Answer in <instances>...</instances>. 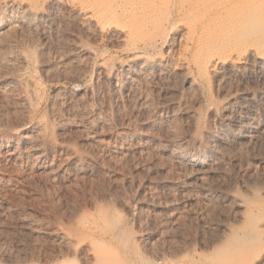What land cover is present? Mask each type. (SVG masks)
I'll return each instance as SVG.
<instances>
[{
	"label": "rangeland",
	"instance_id": "rangeland-1",
	"mask_svg": "<svg viewBox=\"0 0 264 264\" xmlns=\"http://www.w3.org/2000/svg\"><path fill=\"white\" fill-rule=\"evenodd\" d=\"M13 1L0 0V264H264V142L250 152L226 147L227 158L216 164L222 167L215 176L219 186L206 190L173 159L180 154L177 146L187 141L188 152L200 151L202 163L210 161L206 146L214 141L209 134L234 110L264 112V74L258 73L264 57V0L148 2L158 10L161 28L151 25L136 35L126 33L132 22L87 20L72 12L67 0ZM28 7L44 12L29 20ZM215 7L223 17L247 8L254 16L248 24L251 43L240 45L251 55L240 59L230 82L221 86L220 81L211 84L206 65L202 73L193 62L208 43ZM181 58L187 61L185 79L167 77V67ZM170 92L181 93L175 103ZM173 143L175 150L166 151ZM237 238L245 249L239 259L216 254L226 244L231 256L236 253Z\"/></svg>",
	"mask_w": 264,
	"mask_h": 264
},
{
	"label": "bare ground",
	"instance_id": "bare-ground-1",
	"mask_svg": "<svg viewBox=\"0 0 264 264\" xmlns=\"http://www.w3.org/2000/svg\"><path fill=\"white\" fill-rule=\"evenodd\" d=\"M12 1V0H11ZM18 1V0H17ZM17 1H16V3H15V1H13V2H10V3H12V4H17ZM26 1V0H25ZM42 1V0H41ZM47 1V0H46ZM52 1V0H51ZM50 1V2H51ZM55 1V0H54ZM67 1H69V4L71 3V11L72 12H78L79 13V15L81 14V15H83L84 16V18L85 19H87V20H93V19H96L98 22H105V21H114V20H119V18H124L125 20H128V22L130 21V22H132L133 23V25L130 27V28H128V30H126V33H128L129 35H136V34H140V32H141V30H143L144 28H148L149 26L151 27V25H152V27L154 26L155 28L158 26V24H159V16H158V10L156 11V10H154V8L153 9H151V6H150V4L153 2H158V1H160V0H67ZM247 0H245V2H246ZM249 1V0H248ZM8 2H9V0H8ZM40 2V1H39ZM45 2V1H44ZM57 2V1H56ZM56 2H54V3H56ZM64 2V1H63ZM148 2H151V3H148ZM157 2L155 3V4H157ZM162 2V1H161ZM218 2H220V0L218 1ZM253 2V1H252ZM6 3V2H5ZM19 3V2H18ZM147 3L149 4V6L147 5ZM160 3V2H159ZM158 3V4H159ZM247 3V2H246ZM7 4V3H6ZM9 4V3H8ZM12 4H10V6H12ZM14 4V5H15ZM24 4H25V2H24ZM37 4V3H36ZM40 4V3H39ZM50 3H48V5H49ZM58 4V3H57ZM59 4H60V2H59ZM66 4V3H65ZM254 4H255V2H254ZM2 5H3V3H2ZM18 5V4H17ZM45 5V4H44ZM46 5H47V2H46ZM47 5V6H48ZM250 5V4H249ZM253 5V4H252ZM4 6V5H3ZM25 7H23V9L24 8H26V6L27 5H24ZM56 6H58V5H56ZM68 6V7H69ZM214 6V5H213ZM228 6V5H227ZM20 7H21V5H20ZM45 7V6H44ZM43 7V8H44ZM49 7V6H48ZM48 7L46 8V9H48ZM52 7V6H51ZM55 7V6H54ZM59 7L61 8V6L59 5ZM64 7V6H63ZM65 7H67V6H65ZM64 7V8H65ZM236 7H238V6H236ZM240 7V6H239ZM7 8V7H6ZM58 8V7H57ZM17 9H19V8H17L16 7V13L18 14V12L19 11H17ZM55 9V8H54ZM215 9H217L216 7H215ZM232 9H235V8H233L232 7ZM15 10V9H14ZM25 10V9H24ZM69 10V11H70ZM20 11H21V9H20ZM49 11H50V9H49ZM55 11V10H54ZM221 11V10H220ZM223 11V10H222ZM235 11V10H234ZM243 11V10H242ZM22 12V11H21ZM25 12V11H24ZM44 12V9H40V8H33V7H28V9H27V13L25 14L26 16V18L27 19H32V18H37V16H39L40 14H42ZM51 12H52V10H51ZM56 12V11H55ZM214 12V11H213ZM237 12H238V10H236V14H237ZM13 13V12H12ZM15 13V12H14ZM49 13V12H48ZM54 13V12H53ZM68 13H70V12H68ZM77 13V14H78ZM161 13V12H160ZM222 13V12H221ZM224 13H226V12H224ZM23 14V13H22ZM46 14V13H45ZM49 14H51V13H49ZM72 14V13H71ZM75 14V13H74ZM74 14H72V16H74ZM240 14V13H239ZM19 15V14H18ZM24 15V14H23ZM56 15V14H55ZM156 15L158 16L157 18H153V17H156ZM21 16V15H20ZM52 16V15H51ZM67 16H68V14H67ZM66 16V17H67ZM71 16V17H72ZM76 16H78V15H76ZM160 16H161V14H160ZM214 16V15H213ZM222 15L220 14V12L218 11V9L216 10V12H215V21H214V23L212 24L211 23V25L209 26L210 28L208 29V31H206L207 33H208V43L206 44V46L203 48V50L200 52V54H199V58L196 60V61H193V62H196V66H197V68L200 70V72H202V71H204V67H205V65H206V68L208 69V70H210L209 71V73L212 75L211 77H210V80H211V84L213 83L214 85H215V83H217V81H220V86H221V82L222 83H226V82H228V80H229V82H230V77L232 78V75H233V73L236 71V69H237V66H238V64L241 62L240 61V59H242L243 57H244V55H246L247 53H249L248 52V49H243L242 47H240V45L241 44H243V42H250V38H251V33L250 32H252V31H250L249 30V27H248V24H249V22L251 21V20H253V14H252V12L250 11V9L249 8H247L245 11H243L240 15H235L234 14V12H233V10H229L228 12H227V14H225V17H221ZM13 17V16H12ZM17 17H19V16H17ZM55 17V16H54ZM20 18V17H19ZM24 18V17H23ZM22 18V19H23ZM35 18V19H36ZM41 18V17H40ZM46 18H48V17H46ZM152 18L154 19V20H152ZM21 19V20H22ZM26 19V20H27ZM42 19V18H41ZM53 19H55V18H53ZM157 19V20H156ZM17 20V19H16ZM37 20V19H36ZM50 20H52V19H50ZM121 20V19H120ZM206 20V19H205ZM204 20V21H205ZM212 20V19H211ZM7 21H8V19H7ZM39 21V20H38ZM48 21V20H47ZM83 21V20H82ZM158 21V22H157ZM190 21V20H189ZM209 21V20H208ZM26 22V21H25ZM33 22V21H32ZM40 22L42 23V21L40 20ZM44 22V21H43ZM86 22V21H85ZM92 22V21H91ZM90 22V23H91ZM94 22V21H93ZM15 22H13V24H14ZM26 23H28V22H26ZM48 23V22H47ZM54 23V22H53ZM208 23V22H207ZM7 24H10V23H8L7 22ZM16 24H18V23H16ZM15 24V25H16ZM24 24V23H23ZM29 24V23H28ZM34 24V23H33ZM50 24V23H49ZM55 24V23H54ZM54 24H53V27H54ZM4 25H5V23H4ZM15 25H12L13 27H15ZM25 25V24H24ZM27 25V24H26ZM30 25H32V24H30ZM99 25H101V24H99ZM160 25V24H159ZM207 25V24H206ZM250 25V24H249ZM2 26V25H1ZM11 26V25H10ZM21 26V25H20ZM36 26H37V23H36ZM38 26H40L39 24H38ZM37 26V27H38ZM44 27H45V25H43ZM43 26L41 25V27L43 28ZM47 26V25H46ZM183 26V25H182ZM200 26H201V24H200ZM12 27V28H13ZM17 27H19L18 25H17ZM24 27V26H23ZM22 26H21V29H25V28H23ZM27 27V26H26ZM30 27H33V26H30ZM41 27H39V28H41ZM160 26H158V28H159ZM196 27V26H195ZM252 27V26H251ZM6 28V27H5ZM9 28V27H8ZM48 28H49V26H48ZM161 28V27H160ZM181 28V27H180ZM199 28V27H198ZM205 28V27H204ZM255 28V27H254ZM2 29V28H1ZM0 29V30H1ZM4 29V28H3ZM11 29V28H10ZM16 29V28H15ZM19 29V28H18ZM27 29V28H26ZM181 29H183V28H181ZM5 30V29H4ZM30 30H31V28H30ZM44 30H45V28H44ZM44 30H38L37 29V32L39 31L40 32V34L39 35H43V36H45V35H47L48 33H46ZM54 29H52V31H53ZM185 30V29H184ZM204 30V29H203ZM262 30V29H261ZM6 31V30H5ZM34 31H36L35 29H34ZM125 31V30H124ZM183 31V30H182ZM37 32H36V34H37ZM38 32V33H39ZM47 32H49V30L47 31ZM179 33H180V35H181V31H178ZM195 32H197V31H194V33ZM199 32V31H198ZM264 32V31H263ZM52 32H50V34H51ZM204 33V32H203ZM49 34V35H50ZM178 34V33H177ZM182 34H184V33H182ZM192 35H194V34H192ZM203 35V34H202ZM206 35V34H205ZM125 36V35H124ZM184 36V35H183ZM191 36V35H190ZM196 36V35H195ZM42 37V36H41ZM134 37V36H133ZM203 37V36H202ZM39 38V37H38ZM44 38V37H43ZM46 38H48V37H46ZM194 38H198V37H194ZM263 38V37H262ZM133 38L131 37V40H132ZM137 39V38H136ZM136 39H135V41H136ZM206 39V38H205ZM134 40V39H133ZM181 40H183V39H181ZM194 40L195 39H193V42H194ZM197 40V39H196ZM253 40V39H252ZM129 41H130V39H129ZM146 41V40H145ZM191 41V40H190ZM198 41V40H197ZM144 42V41H143ZM184 42V41H183ZM192 42V43H193ZM202 42V41H201ZM255 42V41H254ZM130 43H132V42H130ZM251 43V42H250ZM135 44H136V42H135ZM188 44H189V42H188ZM257 44V43H256ZM192 45V44H191ZM190 45V46H191ZM193 46V45H192ZM199 46V45H198ZM259 46V45H258ZM179 47V46H178ZM251 47H253V46H251ZM191 48H193V47H191ZM190 47H189V49H191ZM202 48V47H201ZM189 49H188V51H189ZM20 52V51H19ZM22 52V51H21ZM26 53V52H25ZM251 53V52H250ZM249 53V54H250ZM15 54H17V53H15ZM179 54H180V51L178 52V56H179ZM189 54V53H188ZM20 55V54H19ZM22 55V54H21ZM251 55V54H250ZM252 55H253V53H252ZM15 56V55H14ZM14 56H13V58H14ZM198 56V55H197ZM258 56V55H257ZM17 57V56H16ZM30 57V56H29ZM186 57H188V56H186ZM247 57V56H246ZM249 57V56H248ZM26 58H27V56H26ZM26 58L25 57H21L20 59H21V61H22V64L23 65H25L26 64V67H27V65L28 66H30L28 63H26ZM169 58V57H168ZM168 58H167V60H168ZM250 58H252L251 56H250ZM255 58V57H254ZM17 59V58H16ZM15 59V60H16ZM34 59V58H33ZM155 59V58H154ZM170 59V58H169ZM172 59H173V57H172ZM188 59V58H187ZM258 59H259V57H258ZM12 60V59H11ZM17 60H19V57H18V59ZM136 60V59H135ZM162 60V59H161ZM165 60V59H164ZM189 60V59H188ZM244 60H245V58H244ZM256 60H257V58H256ZM255 60V61H256ZM260 62L262 63V66H260V67H258V73H259V75H262V74H264V57H260ZM32 61V60H31ZM30 61V62H31ZM158 61V60H157ZM156 61V62H157ZM240 61V62H239ZM246 61V60H245ZM248 61V60H247ZM13 62V61H12ZM16 62V61H15ZM44 62V61H43ZM42 62V63H43ZM45 62H47L46 60H45ZM147 62V61H146ZM149 62L150 61H148V64H149ZM155 62V63H156ZM159 62V61H158ZM157 62V63H158ZM169 62H170V60H169ZM177 62V61H176ZM249 62H250V60H249ZM248 62V63H249ZM128 63H130V62H128ZM127 63V64H128ZM138 63V62H137ZM145 63V62H144ZM156 63V64H157ZM243 63V62H242ZM247 63V62H246ZM247 63V64H248ZM20 64H21V62H20ZM19 64V65H20ZM43 64H45V63H43ZM135 64V63H134ZM134 64H133V66L132 67H136V66H134ZM146 64V63H145ZM155 64V65H156ZM159 64H160V62H159ZM164 64H165V62H164ZM16 65H17V63H16ZM46 65V64H45ZM125 65V64H124ZM166 65H168V63L166 64ZM186 65H187V61H186V59L185 58H181V60H179L174 66H169V67H167V69L165 70V71H167L168 70V68H169V70H168V72H166V74H167V77H168V75L170 76V77H174L175 76V80L178 78H176V75H178L179 76V74L181 75L185 70H186ZM189 65V64H188ZM194 65V64H193ZM192 65V66H193ZM244 65V64H243ZM43 66V65H42ZM121 66V65H120ZM123 66V65H122ZM128 66V65H127ZM130 66V65H129ZM128 66V67H129ZM146 66V65H145ZM152 66H154V65H152ZM247 66V65H246ZM19 67V66H18ZM23 67V66H22ZM47 67V66H46ZM165 67V66H164ZM189 67V66H188ZM241 67V66H240ZM248 67H250V65L248 66ZM247 67V68H248ZM253 67V66H252ZM21 68V67H20ZM25 68V67H24ZM124 68V67H123ZM145 68V67H144ZM149 68V67H148ZM166 68V67H165ZM242 68V67H241ZM22 69V68H21ZM27 69H28V67H27ZM150 69H151V67H150ZM158 69V68H157ZM251 69V68H250ZM255 69H256V67H255ZM160 70V69H159ZM163 70V69H162ZM133 71V70H132ZM143 71V70H142ZM144 71H145V69H144ZM194 71V70H193ZM197 71V70H196ZM238 71V70H237ZM246 71V70H245ZM164 72V71H163ZM240 72H241V70H240ZM250 72V71H249ZM253 71H251L250 73H252ZM25 73H27V71L25 72ZM203 73V72H202ZM238 73H239V71H238ZM255 73V72H254ZM185 74V73H184ZM236 74V73H235ZM249 74V73H248ZM193 75V74H192ZM197 75H199L198 74V72H197ZM253 75H255V74H253ZM252 75V76H253ZM24 76V75H23ZM22 76V77H23ZM31 76V75H30ZM32 76H33V74H32ZM185 76V75H184ZM194 76V75H193ZM234 76V75H233ZM237 76V75H236ZM165 77H166V75H165ZM180 77H183V74H182V76H180ZM204 77V76H203ZM250 77V76H249ZM20 78V77H19ZM26 78V77H25ZM31 77H29V79H30ZM34 78V77H33ZM184 78V77H183ZM24 79V78H23ZM172 79H174V78H172ZM182 79V78H181ZM185 79V78H184ZM196 79V78H195ZM199 79H201V77L199 76ZM236 79V78H235ZM240 79V78H239ZM25 81L27 80L28 81V79L26 78V79H24ZM31 80V79H30ZM29 80V81H30ZM238 80V79H237ZM246 80V79H245ZM32 81V80H31ZM30 81V82H31ZM174 81V80H173ZM186 81V80H185ZM191 81H193L192 79L190 80V83H191ZM251 81V80H250ZM260 81H261V79H260ZM24 82V81H23ZM165 82V81H164ZM264 82V81H263ZM25 83V82H24ZM189 83V82H188ZM195 83V82H194ZM197 83V82H196ZM201 83V82H200ZM242 83V82H241ZM28 84V83H27ZM167 84H168V82H167ZM173 84V83H172ZM184 84V83H183ZM191 84H193V83H191ZM199 84V83H198ZM204 84V83H203ZM212 84V85H213ZM218 85L217 86H219V82L217 83ZM162 85V84H161ZM165 85H166V83H165ZM171 85V84H170ZM169 85V86H170ZM187 85V84H186ZM196 85V84H195ZM245 85V84H244ZM180 86V85H179ZM179 86H177L178 88H179ZM183 86V85H182ZM190 86V85H189ZM216 86V85H215ZM223 86V85H222ZM226 86H227V84H226ZM239 86V85H238ZM185 87V86H184ZM192 87H194V86H191V89H192ZM164 88H165V86H164ZM168 88V87H167ZM196 88H197V86L193 89L194 91L196 90ZM220 88V87H219ZM229 88V87H228ZM227 88V89H228ZM235 88V87H234ZM239 88V87H238ZM245 88V87H244ZM181 89V88H180ZM182 89H184V88H182ZM217 89H218V87H217ZM216 89V90H217ZM223 89H226V88H224L223 87ZM263 89V88H262ZM163 91H164V89H162ZM168 90V89H167ZM169 90H170V88H169ZM174 89H172L171 91H173ZM176 90H179V89H176ZM175 90V91H176ZM189 90V89H188ZM192 90V91H193ZM244 90V94H245V89H243ZM190 91V90H189ZM193 91V92H194ZM218 91H219V89H218ZM218 91H216V92H218ZM228 91V90H227ZM236 91H237V89H236ZM169 92V91H168ZM181 92V91H180ZM191 92V91H190ZM221 92V91H220ZM223 92H226V91H223ZM233 92V91H232ZM250 91H248V93H249ZM261 92V91H260ZM170 93H172V92H170ZM176 93H177V91H176ZM174 94V93H172V94H174V96L175 95H178V94H181V93H178V94ZM243 93V92H242ZM247 93V94H248ZM253 93V92H252ZM251 93V94H252ZM166 94V93H165ZM194 94V93H193ZM221 94H223V93H220V95ZM228 94H229V92H228ZM240 94V93H239ZM246 94V95H247ZM254 94V93H253ZM252 94V95H253ZM256 94V93H255ZM260 94V93H259ZM227 95V94H226ZM225 95V96H226ZM241 95V94H240ZM239 95V96H240ZM171 96V95H170ZM173 96V95H172ZM183 96V95H182ZM195 96H196V94H195ZM200 96V95H199ZM222 96V95H221ZM224 96V97H225ZM242 96V95H241ZM243 96H245V95H243ZM169 97V96H168ZM178 97V96H177ZM176 96L174 97V100H173V102L175 101V98H177ZM251 97V96H250ZM257 97V96H256ZM259 97V96H258ZM264 97V96H263ZM166 98V97H165ZM165 98H164V100H165ZM170 98V97H169ZM169 98L167 99V100H169ZM172 98V97H171ZM232 98H233V96H232ZM235 98V97H234ZM243 98V97H242ZM144 99H146V98H144ZM187 99V98H186ZM194 99V98H193ZM224 99V98H223ZM249 99V98H248ZM255 99V98H254ZM27 100V99H26ZM166 100V101H167ZM195 100V99H194ZM201 100H202V98H201ZM200 100V101H201ZM227 100V99H226ZM229 100V99H228ZM232 100V99H231ZM247 100V99H246ZM256 100H258V99H256ZM184 101V100H183ZM187 101V100H186ZM188 101H189V99H188ZM187 101V102H188ZM199 101V100H198ZM235 101H238V99L236 100L235 99ZM239 101H241V99L239 100ZM259 101V100H258ZM262 101V100H261ZM27 102V101H26ZM143 102V101H142ZM172 102V103H173ZM186 102V103H187ZM190 102H191V100H190ZM189 102V103H190ZM192 102H193V100H192ZM191 102V103H192ZM248 102H250V101H248ZM254 102H257V101H253L252 103H254ZM145 103H147V102H145ZM175 103V102H174ZM182 103V102H181ZM189 103H188V105H189ZM199 103V102H198ZM230 103V102H229ZM231 103H232V101H231ZM237 103V102H236ZM235 103V104H236ZM245 103H247V102H245ZM259 103V102H258ZM149 104V103H148ZM170 104V103H169ZM184 104V103H183ZM226 104H227V102H226ZM233 104V103H232ZM232 104H231V106H232ZM240 104H241V102H240ZM251 104V103H250ZM166 105V108H167V104H165ZM173 105V104H172ZM185 105V104H184ZM187 105V104H186ZM185 105V106H186ZM210 105V104H209ZM229 105V104H228ZM247 105V104H246ZM253 105V104H252ZM259 105V104H258ZM264 105V104H263ZM141 106H143V105H141ZM146 106H148L147 104H146ZM174 106V105H173ZM179 106V105H178ZM210 106H212V105H210ZM223 106H224V104H223ZM223 106H221V107H223ZM226 106V105H225ZM230 106V107H231ZM240 106V105H239ZM241 106H243V105H241ZM262 106V105H261ZM144 107L145 106H143V110H144ZM161 107V106H160ZM176 107V105L174 106V108ZM179 107H181V106H179ZM213 107V106H212ZM211 107V108H212ZM229 107V108H230ZM238 107V106H237ZM250 107V106H249ZM254 107V106H253ZM252 107V108H253ZM256 107V106H255ZM254 107V108H255ZM259 107V106H258ZM258 107H257V109H258ZM168 108H170V106L168 107ZM173 108V107H172ZM184 108H186V107H184ZM192 108V107H191ZM209 108V107H208ZM220 108V107H219ZM232 108V107H231ZM234 108H236V107H234ZM246 107H244V108H241L240 109V111H239V108H237L236 110H234V112L232 113V115L228 118V119H226V121H224V123L222 124V126H221V128L219 129V128H217V129H219V130H217L216 132H214V133H210V132H207V133H210L209 134V137L212 139V142L214 141V145L213 146H211V147H209V144H208V146H206V152H208V153H210V155L213 157L210 161H208L207 160V158H206V160L208 161H206V163L204 162V163H202V160H201V154L198 152V151H196V152H188V150L185 148V145H186V139H185V145H183L182 144V142H181V144H177L178 146V148H179V152H180V154L178 155V156H176V157H174L173 159H177L179 162H180V164H182V165H186V167L187 168H189L190 170H189V174H190V176H191V178H192V181L194 180L195 181V183L196 184H198V185H200L201 187H203V189H210L211 187L213 188V185L216 183L217 184V180L215 181V176L218 174L217 173V169H218V167H216V164H218V162L220 163V161H219V159L220 158H224V159H226L225 158V156H226V154H227V152L225 151V148L226 147H228V146H230V148H231V146H233L234 145V147H236V148H240V149H242V150H244L245 152H250L252 149H254L255 147H257L258 145H260V144H262L263 142H264V112L262 111V113H258V112H256V111H253V110H250L248 107H247V110H248V112L247 113H245L244 115H242L241 114V110L243 111V109L246 111V109H245ZM251 108V109H252ZM253 108V109H254ZM260 108H262V107H260ZM146 109V108H145ZM159 109V108H158ZM179 109V108H178ZM187 109V108H186ZM217 109V108H216ZM221 109V108H220ZM142 110V111H143ZM151 110V109H150ZM155 110V109H154ZM168 110V109H167ZM171 110V109H170ZM175 110V109H174ZM212 110L213 109H211V111L209 112V114H211V112H212ZM232 110V109H231ZM255 110V109H254ZM156 111V110H155ZM155 111H153L154 113H155ZM173 111V110H172ZM171 111V112H172ZM176 111H177V109H176ZM176 111H175V113H176ZM221 111V110H220ZM226 111V110H225ZM228 111L229 110H227L226 112H227V114H228ZM152 112V111H151ZM167 112V111H166ZM170 112V111H169ZM143 113H145V112H143ZM149 113H150V111H149ZM158 113V112H157ZM177 113H179V112H177ZM176 113V114H177ZM186 114L188 113L189 114V112L188 111H186L185 112ZM184 113V114H185ZM194 113V112H193ZM220 113V112H219ZM219 113H218V115H219ZM222 113V112H221ZM224 114H225V112H223ZM230 113V112H229ZM147 114V113H146ZM152 115H153V113H151ZM163 114V113H162ZM167 114H170V113H167ZM181 114V113H180ZM187 114V115H188ZM215 114V113H214ZM216 114H217V112H216ZM154 115H156V114H154ZM153 115V116H154ZM158 115V114H157ZM161 115V114H160ZM174 115V114H173ZM212 115V114H211ZM210 115V116H211ZM163 116V115H162ZM164 116H166V115H164ZM182 116V115H181ZM184 116V115H183ZM172 117V116H171ZM175 117V116H174ZM173 117V118H174ZM185 117V116H184ZM191 117H194V114H192L191 115ZM190 117V118H191ZM214 117V116H213ZM216 117V116H215ZM220 117V116H219ZM152 118V117H151ZM154 119H155V117H153ZM163 118V117H162ZM161 117H160V120L162 119ZM188 118V117H187ZM209 118H212V117H209ZM223 118V117H222ZM222 118H221V120H222ZM149 119V118H148ZM164 119V118H163ZM186 119V118H185ZM215 119V118H214ZM214 119H213V121H214ZM151 120V119H150ZM156 120V119H155ZM164 120H166V119H164ZM163 120V121H164ZM169 119H167V121H168ZM184 120V119H183ZM158 121V120H157ZM212 121V122H213ZM162 122V121H161ZM216 122V121H215ZM219 122V121H218ZM148 123H150V122H148ZM147 123V124H148ZM157 123V122H156ZM159 123V122H158ZM189 123V122H188ZM154 124V122L152 123V125ZM160 124H162V123H160ZM168 124L170 125V123L168 122ZM167 124V125H168ZM190 124H191V122H190ZM189 124V125H190ZM193 128H195L196 129V127H197V123H196V121L194 120L193 121ZM217 124V123H216ZM221 124V123H220ZM159 125V124H158ZM158 125H156V126H158ZM164 125H166V124H164ZM163 125V126H164ZM151 126V125H150ZM188 126V125H187ZM152 127H154V126H152ZM162 127V126H161ZM169 128H171L170 126H168ZM189 127V126H188ZM210 127V126H209ZM214 127V126H213ZM213 127H211L212 128V130H213ZM216 127V126H215ZM218 127H219V124H218ZM25 128V127H24ZM156 128V127H155ZM163 128V127H162ZM165 129H166V127H165ZM205 129V128H204ZM209 129V128H208ZM216 129V128H215ZM215 129H214V131H215ZM164 130V129H163ZM190 130V129H189ZM203 130V129H202ZM211 130V131H212ZM205 131V130H204ZM166 132V131H165ZM191 132V131H190ZM201 132H203V131H201ZM206 132H205V134H206ZM168 133H169V131H168ZM170 133H171V131H170ZM169 133V134H170ZM173 133V132H172ZM175 133V132H174ZM202 134H204V133H202ZM165 135V134H164ZM171 135V134H170ZM169 135V136H170ZM187 135V134H186ZM167 137H168V135H166ZM165 136V137H166ZM174 136V135H173ZM184 136V135H183ZM207 136V135H206ZM149 137V136H148ZM166 137V138H167ZM172 137V136H171ZM191 137V136H190ZM204 137V136H203ZM152 138V137H151ZM169 138V137H168ZM176 138V137H175ZM185 138V137H184ZM150 139V138H149ZM177 140H180V138L178 139V138H176ZM181 139H182V136H181ZM204 139H206V138H204ZM147 140H148V138H147ZM151 140V139H150ZM153 140V139H152ZM173 140H174V142H175V139H174V137H173ZM184 140V139H183ZM189 140V139H188ZM190 140H191V138H190ZM148 142V141H147ZM152 142V141H151ZM179 142V141H178ZM198 142V141H197ZM199 142H200V140H199ZM205 142V141H204ZM169 143H171L170 141H169ZM175 143H177V142H175ZM196 143V142H195ZM207 143V142H206ZM209 143V142H208ZM153 144V143H152ZM189 145H190V143H188ZM205 144V143H204ZM211 144V143H210ZM264 144V143H263ZM154 145V144H153ZM153 145H151V148L153 147ZM168 145V144H167ZM172 145H174V143L173 144H170V145H168L167 147H166V151H169L170 149H171V146ZM198 145H200L201 146V142H200V144H198ZM197 145V146H198ZM148 146V145H147ZM196 146V147H197ZM204 146V145H203ZM263 146V145H262ZM164 147V148H165ZM174 147V146H173ZM176 147V146H175ZM176 147V148H177ZM195 147V146H194ZM193 147V148H194ZM260 147H261V145H260ZM259 147V148H260ZM38 148V147H37ZM147 148V147H146ZM197 148H199V146L197 147ZM229 149V148H228ZM234 149V148H233ZM172 150V149H171ZM175 149H173L172 150V152L174 151ZM199 150H200V148H199ZM237 150V149H236ZM259 150V149H258ZM160 151V150H159ZM163 150H161V152H162ZM190 151V150H189ZM243 151V152H244ZM257 151V150H256ZM255 151V152H256ZM34 152V151H33ZM172 152H170V153H172ZM176 152V151H175ZM239 152V151H238ZM242 152V151H241ZM258 152V151H257ZM38 153H40V152H38ZM165 153V152H164ZM202 153V152H201ZM32 155H34L33 153H31ZM37 154V153H36ZM166 155H167V153H165ZM175 154V153H174ZM173 153H172V155H174ZM205 154V153H204ZM249 155H250V153H248ZM253 154V153H252ZM206 155V154H205ZM254 155V154H253ZM257 155V154H256ZM168 156H170V154H168ZM240 156V155H239ZM36 157V156H35ZM172 157V156H171ZM231 157V156H230ZM256 158V157H255ZM238 159H239V157H238ZM238 159H236V161L238 162L239 160ZM257 159V158H256ZM176 160V161H177ZM228 160V159H227ZM226 160V161H227ZM234 161H235V159H233ZM252 160V159H251ZM262 160V159H261ZM260 160V161H261ZM177 161V162H178ZM242 161V160H241ZM175 162V161H174ZM230 162H231V160H230ZM233 162V161H232ZM231 162V163H232ZM240 162V161H239ZM253 162V161H252ZM224 163H225V160H224ZM235 163V162H234ZM257 163V162H256ZM260 163V162H259ZM263 163H264V161H263ZM176 164H178V163H176ZM179 164V165H180ZM225 164H227V163H225ZM236 164V163H235ZM240 164V163H239ZM221 165V164H220ZM228 165V164H227ZM232 165H234V164H232ZM237 165V164H236ZM181 166V165H180ZM235 166V165H234ZM263 166V165H262ZM182 167H185V166H181L180 168H182ZM237 167V166H236ZM264 167V166H263ZM220 168H222V167H219V169ZM226 168V167H225ZM255 169H256V167H254ZM225 170V169H224ZM226 170H227V168H226ZM253 170V169H252ZM184 171H185V169H184ZM188 171V170H187ZM221 170H220V174H221ZM255 172V171H254ZM224 174V173H223ZM185 175V174H184ZM186 175H188V174H186ZM219 176V175H218ZM224 176V175H223ZM222 176H219V178H221ZM227 177V176H226ZM185 178V177H184ZM190 178V177H189ZM218 178V177H217ZM187 180V179H186ZM220 180V179H219ZM189 181H191V180H189ZM193 183V182H192ZM219 183H220V181H219ZM218 183V184H219ZM183 184V183H182ZM194 184V183H193ZM217 184V185H218ZM221 184H223V182H221ZM194 186V185H193ZM197 186V185H196ZM199 186V187H200ZM219 186V185H218ZM222 186V185H221ZM216 187V186H215ZM217 188V187H216ZM202 189V188H201ZM213 190V189H212ZM204 191V190H203ZM202 191V192H203ZM207 192H208V190H207ZM207 192H204V194H205V196L206 197H210L211 196V193H207ZM221 193H222V191H221ZM203 195V194H202ZM201 195V196H202ZM228 195V194H227ZM213 196H215V195H213ZM205 197V198H206ZM216 197V196H215ZM204 198V199H205ZM210 198H212V197H210ZM217 198V197H216ZM218 199V198H217ZM206 200V199H205ZM204 200V201H205ZM187 201V200H186ZM235 203V202H234ZM236 206V205H235ZM238 207V206H237ZM236 208V207H235ZM239 208V207H238ZM262 235V234H261ZM239 238H237L236 240H237V242H236V244L235 245H233L234 247H235V249H236V251H233V253L234 252H236V253H234L232 256H231V252H230V250H229V247H230V245H224V246H222L219 250H218V252L216 253L219 257H221V258H223V259H229V260H231L232 259V261L235 259V260H237V259H239L241 256H242V254H243V252H244V248H242L240 245H241V239L240 240H238ZM244 241V240H243ZM234 242V241H233ZM232 245V244H231ZM253 247V246H252ZM252 247H251V249H252ZM260 247V246H259ZM248 249H250V247H248L246 250H248ZM255 249V248H254ZM254 249H253V251H254ZM256 250H258V249H256ZM252 251V252H253ZM249 253V252H248ZM216 254H214L215 256H216ZM247 254V253H246ZM248 256V255H247ZM243 257H245V256H243ZM110 259H111V257H110ZM216 260H217V257L215 258ZM218 260H219V258H218ZM229 260H224V262L225 261H227V262H229ZM107 260H105V262H106ZM212 261V260H211ZM241 261V260H240ZM235 262V261H234ZM238 262V261H237ZM242 262V261H241ZM107 263V262H106ZM214 263V262H213ZM221 263V262H220ZM243 263V262H242ZM251 264V263H250Z\"/></svg>",
	"mask_w": 264,
	"mask_h": 264
}]
</instances>
